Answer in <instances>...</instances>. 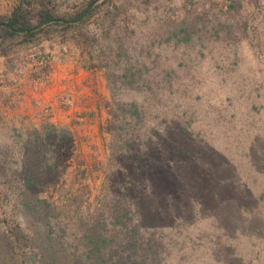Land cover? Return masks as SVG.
I'll return each mask as SVG.
<instances>
[{"label": "rangeland", "instance_id": "374dc122", "mask_svg": "<svg viewBox=\"0 0 264 264\" xmlns=\"http://www.w3.org/2000/svg\"><path fill=\"white\" fill-rule=\"evenodd\" d=\"M44 1L60 8L74 3ZM17 2L0 0V16ZM140 2V14L155 16V23L146 18L139 27L149 36H155L157 20L168 28L180 13L188 20L196 14L223 19L230 11L221 46L206 44L202 57H189L194 72L185 99L192 125L187 151L202 155L190 166L200 186L176 195L182 189L174 188L171 175L157 174L153 193L165 198L171 192L168 216L160 214L163 205L153 211L151 202L141 200V219L158 227L174 259L168 264H264V56L255 57L253 37L264 33V0L240 9L248 22L239 9L223 7L229 0ZM106 28L94 24L91 50L70 33L33 43L19 38L0 55V264H67L76 211L75 201L67 199L83 194L79 210L89 212L107 190L110 90L92 58ZM47 123L66 125L72 133L64 173L61 155L52 169L44 166ZM57 221L64 228L62 246L52 242Z\"/></svg>", "mask_w": 264, "mask_h": 264}, {"label": "trees", "instance_id": "16d2710c", "mask_svg": "<svg viewBox=\"0 0 264 264\" xmlns=\"http://www.w3.org/2000/svg\"><path fill=\"white\" fill-rule=\"evenodd\" d=\"M249 2L229 0L223 7L239 9L240 18L248 22L249 15L240 9ZM141 5L140 0H74L67 8H60L44 0H18L8 14L0 16V55H7L19 38L33 43L37 39L57 38L58 34L66 39L70 33L76 40L81 37L87 41L91 50L94 45L89 46V40L94 44L98 34L94 24L107 26L100 33L97 53L92 56L103 69L110 90L107 190L101 203L89 212L79 210L83 194L73 193L67 199L75 201L76 209L72 218L75 228L71 230L74 241L67 251V264L174 262L158 227L142 221L140 201L151 202L153 211L163 205L160 214L168 216L171 192H166L165 198L153 193V180L160 173L171 175L174 188L181 187L182 192L177 191L176 195L185 196L188 186H200L198 174L191 172L190 166L202 155L187 151L192 125L185 99L188 80L194 72L189 57L193 52L202 57L206 44L221 46V29L230 19V11L223 13V19L196 14L188 20L186 13H180L168 28L157 20L155 36H149L143 35L139 27L146 18L155 23V16L140 14ZM263 34H253L258 43V59L264 56ZM243 36L246 33H241L240 38ZM131 91L135 93L127 95ZM43 132L47 140L42 146L45 168L52 169L61 155L64 173V163L73 150L70 129L47 123ZM243 155L247 157L246 153ZM53 226L51 232L57 237L52 242L62 246L64 228L59 221ZM176 258L182 259L181 255Z\"/></svg>", "mask_w": 264, "mask_h": 264}]
</instances>
